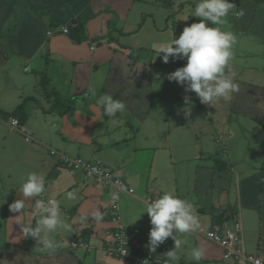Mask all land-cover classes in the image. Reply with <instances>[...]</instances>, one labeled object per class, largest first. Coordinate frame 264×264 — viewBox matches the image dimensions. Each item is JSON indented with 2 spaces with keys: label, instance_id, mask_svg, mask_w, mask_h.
<instances>
[{
  "label": "crops",
  "instance_id": "0c3cea01",
  "mask_svg": "<svg viewBox=\"0 0 264 264\" xmlns=\"http://www.w3.org/2000/svg\"><path fill=\"white\" fill-rule=\"evenodd\" d=\"M230 2L235 8L230 10L225 23L207 22V25L231 31L236 36L234 57L225 74L231 75L238 91L228 99L219 98L206 105L200 103L194 92H185L175 81L173 84L167 80L172 83L171 93L158 97L160 85L156 88L154 82L160 76L151 75L153 63L140 62L139 57L133 60L123 56L120 62L115 59L116 50L131 57L134 50L140 49L138 54L144 55L155 51V43L143 45V36L156 35L171 16L165 14L158 22L160 12L154 11L157 2L142 12L140 21H132L127 11L139 6L135 0H0V109L10 112L25 97H34L38 102L26 105L27 119L23 124L30 132V140L34 134H38L39 140L41 135L48 136L49 141L56 143L50 149L100 161L133 189L129 193L88 178L81 171L71 172L54 156L42 155L39 147L26 150L15 146L11 138L14 130L8 119L0 116V264H126L122 259L106 255L111 232L118 226L136 229L140 235L132 239L131 245L143 251L150 249L147 237L152 225L145 212L146 197H161L166 191L190 202L196 214L209 216L210 228L220 224L229 226L232 218L219 223L213 216L224 209L238 216L242 204L243 209L258 213L261 223L264 218V0ZM196 4L188 12L187 26L202 19L194 16ZM241 10L244 15H236ZM147 16L151 20L145 24ZM37 19L45 25H57L46 32L47 75L51 89L58 91L63 99H74L73 120L67 115L45 112L50 105L40 104L45 98L38 80L45 59L39 70L38 66L31 67L30 43L24 38L25 33L28 37L32 33ZM72 19L85 21L87 40L76 44L64 33L48 34L68 25ZM16 29L23 30L24 35L15 36ZM88 40L91 53L87 51ZM100 68L106 73L98 72ZM86 79H90L92 87L101 89V95L110 94L121 100L124 110L113 117L107 116L98 103L100 96H95L93 88H87L90 84ZM32 86L38 96L31 95ZM185 96L189 97L187 104ZM47 101L51 104L52 100ZM165 101L172 104L171 110L175 107L172 119L156 116L152 122L151 108L157 109ZM86 102L90 115L81 112ZM31 106L40 107L46 116L38 112L31 115ZM39 119L48 122L46 133L41 129L43 124L37 128L29 125L40 122ZM207 135L213 138L209 140ZM214 159L226 164L223 171H213ZM172 167L181 169L183 175L178 177L173 173L171 188L159 184L162 172L171 171ZM31 172L45 177L46 191L40 197L26 199L24 209L14 213L9 206L24 199L20 189ZM184 188H187L185 193ZM68 192H74L76 199L68 200ZM113 194L119 198L114 200ZM49 198L59 201L63 219L72 225V231L49 233L50 239L59 242L54 252L41 251L37 241L25 238L22 232V227L29 224L35 227L39 219L33 216L35 201L46 202ZM113 203L117 206L115 220L110 208ZM97 210L103 215L101 221L94 219ZM201 231L185 233L182 239L178 235L184 241V250L177 252L179 263L222 261L223 249L201 236ZM73 238L87 246L72 248ZM173 247L171 240L168 251ZM196 247L204 250L200 261L191 257ZM254 250L248 252L260 255L264 246L260 249L258 245Z\"/></svg>",
  "mask_w": 264,
  "mask_h": 264
},
{
  "label": "clouds",
  "instance_id": "9594fccd",
  "mask_svg": "<svg viewBox=\"0 0 264 264\" xmlns=\"http://www.w3.org/2000/svg\"><path fill=\"white\" fill-rule=\"evenodd\" d=\"M233 8L235 4L230 0H199L194 10V16L202 18L199 22L184 27L179 37L171 42L153 45L157 56L163 54L164 63H168L170 57L173 60L186 59L185 66L168 74L167 79L182 86L186 85L185 92H194L202 104L212 105L217 99H228L232 93L238 91V86L233 82L231 75L225 74L226 67L234 57L233 46L236 43V36L231 31H222L219 27L207 25V22H211L212 25H223ZM236 15L243 16V10ZM184 100L187 104L189 97L185 96ZM98 103L103 105L104 112L109 117L115 116L125 108L121 100L114 99L109 94L101 96ZM45 183L43 175L29 173L20 189L24 199L12 203L9 206L10 210L14 213L20 212L25 207L26 199L42 196L46 191ZM112 198L116 200L119 197L113 194ZM67 199L75 200V193L68 192ZM145 212L149 215L152 225L149 233L150 250L155 252L166 239L172 238L174 247L166 253L165 264L177 261V252L184 244V241L177 238V234L196 232L201 227L193 205L173 192H165L158 199L149 202ZM33 216L39 217L35 227L29 224L22 227V232L25 238L35 239L41 251L54 252L58 247L59 242L50 239L49 233L58 230L72 231V225L63 219L60 203L56 199L49 198L46 202L37 199ZM84 219L87 217H82V220ZM94 219L96 221L103 219L99 210L94 214ZM191 257L200 261L204 258V250L200 247L193 248Z\"/></svg>",
  "mask_w": 264,
  "mask_h": 264
},
{
  "label": "rangeland",
  "instance_id": "374dc122",
  "mask_svg": "<svg viewBox=\"0 0 264 264\" xmlns=\"http://www.w3.org/2000/svg\"><path fill=\"white\" fill-rule=\"evenodd\" d=\"M136 3L139 6H134L131 8V10L127 11V16L128 19L135 21L138 20L140 21V16L142 15V12H147V7H152L153 6V2H157L154 5V11H158L160 12L159 15L158 14H154V16L158 15V19L157 21L160 22L162 17H164L165 14H170L171 16L168 18L165 28L159 30L158 32H156V35H151L148 33H145L143 36V45L147 46V44H149L150 42L155 43V44H159V43H167V42H171L174 38H178L179 35L182 33L184 27H186L187 22H188V12L189 10L194 6L195 3H198L199 0H135ZM156 7V8H155ZM157 9V10H156ZM159 9V10H158ZM191 11V10H190ZM145 16V14L143 15ZM142 17V16H141ZM157 18V17H156ZM39 19V18H38ZM36 20L33 24H34V30L31 31L32 33H30L29 37L26 36L25 33V39L28 41V43H30V57H31V62H29L30 66H38V70L42 67V65L44 64V59H45V55L47 52V45H46V32L47 30L51 27V29H53L54 27H56L57 25L55 24H42L40 23L39 20ZM151 20L150 16L146 17V23L148 22V20ZM186 22V24H185ZM59 27L61 26L60 24L58 25ZM8 28H10L8 26ZM11 29V28H10ZM103 31H105V29H103ZM24 35L23 30L21 29H16L15 31V36L16 35ZM87 51L89 53H91V50L89 49L90 45H91V41L88 40L87 43ZM95 47V46H94ZM93 47V48H94ZM175 47V45H174ZM140 51V49L138 50ZM137 50H134L132 55L133 57L129 56L128 54H124L121 52H118L116 50L117 55L115 54V59L117 61H119V58L121 57H127L128 59L132 58L133 60H135L136 58L139 57L140 62H144V63H153V67H151L150 71H151V75L154 76L153 78H155V76H160V78L157 80L158 82H154V85H156L155 87H157V85L159 86V90H158V97H163V96H168L171 91H172V83H174V81H170L172 82L170 84V82H168L167 80V76L168 74L174 72L175 70H177L180 67L185 66V64L187 63L186 59L181 60V59H175L173 60L171 57L169 59L168 63H164L162 56L163 54L157 56V52L154 51L152 52L150 55L147 54H138ZM148 52V51H146ZM154 54L155 57H152V55ZM152 60V62H151ZM120 62V61H119ZM103 68H100L98 70V72L102 71L104 73H106V71L102 70ZM97 72V73H98ZM103 75H101L102 77ZM36 79L38 78V76H35ZM32 78V77H31ZM96 78V77H95ZM116 78V77H115ZM33 79V78H32ZM36 81V80H34ZM86 81H90V79H86ZM113 81V80H112ZM116 81V80H115ZM114 81V84H115ZM90 87H87L89 89L93 88L94 92H95V96H103L101 95V89H96L94 87L91 86V82H89ZM182 86V85H181ZM85 88V87H84ZM181 89H185V86H182ZM31 95H37L38 96V92L36 89H34V87L32 86V91H31ZM110 95V94H109ZM114 98V97H113ZM191 98V97H190ZM114 99H118V98H114ZM193 100V98H191ZM162 101V100H160ZM166 103L162 104L159 108H151L150 111V116L149 118L152 119V122L155 121L156 116L157 118L161 117V116H167V119H172L173 115L172 113L175 112V107L173 106V109L171 110L170 107L172 104H170L169 102L165 101ZM154 103L156 104V98H154ZM41 105L48 107L50 105V102L42 99V101L40 102ZM85 104V103H84ZM34 105V104H33ZM36 106V105H35ZM102 110H104L103 105H101ZM172 108V107H171ZM182 110V109H180ZM37 112L39 114H41V116H43L44 112L41 111L40 107H36L34 108L33 106H31L29 108V113H31V115H34V113L37 114ZM184 113V111H182ZM179 111V113H182ZM187 113V112H185ZM46 116V115H44ZM169 116V117H168ZM42 118V117H41ZM148 120V119H147ZM150 120V119H149ZM40 122L38 123H34V124H29L31 127H38L40 124H43V126H41L42 130H45V133L48 131V122H43L42 120L39 119ZM45 124V125H44ZM35 125V126H34ZM144 125V124H143ZM8 126V125H7ZM10 128V127H8ZM13 131V136H11L12 139H14V143L15 146L17 145V147H24V149H29L31 147H39L42 152V155H44V153H46V155L48 154L49 158H52L53 156H51L49 154L50 148H55L56 147V143L55 142H51L49 141L48 136H43L41 135V139L39 140L38 138V134H34L32 136V139L26 143L24 140V134L19 131L16 127H12ZM6 131V129L4 130ZM204 133V132H203ZM4 134V133H3ZM208 139L211 140L213 138V135H207ZM250 168V167H249ZM187 171V170H186ZM176 173L177 176H182L183 173L181 172V169L178 170L177 168L174 170L172 167V170H165L163 173V176H160L158 179L159 184H165L166 186H169L170 188L172 187L170 185V182L173 184V173ZM187 174V173H186ZM186 174H184L183 176V180H186L184 182V184L186 185L188 183L187 181V177ZM192 176L194 177V173L192 174ZM191 176V177H192ZM190 177V175H189ZM192 180V179H190ZM183 184V185H184ZM187 191V188H184V193ZM168 192V191H166ZM193 199V197H192ZM199 218L201 227L200 229H202V233L201 236H203L205 234V232H207L210 229V225H211V220L210 217L207 215H203V214H196ZM237 220H239L242 223V227H243V238H244V242H245V246L248 251H255L254 249L259 245L260 249L264 246V218H261V223H260V218L258 216V213L256 212H252V211H247L245 209H243V204L242 207L240 208L239 211V215L237 216ZM232 220L228 223L229 226L231 225ZM184 234H180L181 239L182 237H184ZM184 250V248H182ZM260 255H264V251L261 250L260 251ZM179 260L177 259V261L171 262L172 264H181L178 262ZM205 264H225L222 261H207L204 262Z\"/></svg>",
  "mask_w": 264,
  "mask_h": 264
},
{
  "label": "built area",
  "instance_id": "2783aa9c",
  "mask_svg": "<svg viewBox=\"0 0 264 264\" xmlns=\"http://www.w3.org/2000/svg\"><path fill=\"white\" fill-rule=\"evenodd\" d=\"M55 32L67 33V27L49 31V35ZM93 48V47H92ZM8 123L11 127H16L24 134L25 140H30V132L28 129L19 124L17 119L10 117ZM50 155L54 156L58 163L69 171H81L86 177L93 178L104 184L112 185L117 189H125L129 193H133V189L126 186L125 182L116 171L106 167L100 161H92L80 156H69L56 149H50ZM157 196L146 197V202L158 199ZM113 212L112 219H116V204L110 206ZM230 226L215 225L203 235L210 242L220 246L223 249L221 260L228 264H264V258L258 254L247 252L243 238L242 223L237 220V215L231 219ZM175 234V233H174ZM140 233L136 229H129L118 226L111 232V240L106 242L105 252L109 257L122 259L126 264H165L168 252V246L172 238L160 244L155 252L148 250H139L131 245L132 239L137 238ZM179 234H177L178 237ZM149 239V236L147 237ZM72 248L86 247V243L78 238H73L70 243ZM172 264V263H171Z\"/></svg>",
  "mask_w": 264,
  "mask_h": 264
},
{
  "label": "trees",
  "instance_id": "16d2710c",
  "mask_svg": "<svg viewBox=\"0 0 264 264\" xmlns=\"http://www.w3.org/2000/svg\"><path fill=\"white\" fill-rule=\"evenodd\" d=\"M67 33L66 36L71 40L73 43H81L87 40V30L85 21L72 19L71 22L66 25ZM60 33V32H58ZM99 43V42H98ZM47 65L48 60L45 58V65L43 70H41L38 80V86L40 87L42 94L46 100H52L50 107L44 109L45 112L57 113L59 115H67L71 120H73V112L75 110V101L73 98H62L61 94L58 91H54L50 88V78L47 75ZM31 101H37L32 96L25 97L21 103L16 105V107L10 111L5 112L0 109V116L4 119H9L10 117H14L17 119L18 123L23 125L27 119V112L25 111L26 105ZM89 103H85L84 107L82 108L81 112L85 113L86 115H90L91 112L88 109ZM226 167V164L220 159H214L212 169L213 171H223ZM226 212V213H225ZM234 212L224 209L220 210L216 215L213 216L215 222L223 223L229 219H234L236 214L233 215ZM222 225V224H220Z\"/></svg>",
  "mask_w": 264,
  "mask_h": 264
}]
</instances>
